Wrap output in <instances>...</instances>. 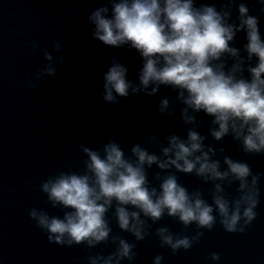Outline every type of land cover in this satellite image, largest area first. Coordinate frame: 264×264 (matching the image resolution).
Returning <instances> with one entry per match:
<instances>
[{
  "label": "clouds",
  "instance_id": "1",
  "mask_svg": "<svg viewBox=\"0 0 264 264\" xmlns=\"http://www.w3.org/2000/svg\"><path fill=\"white\" fill-rule=\"evenodd\" d=\"M96 4L87 14L90 37L134 52L137 67L129 74L118 56L103 57L91 101L119 108L156 98L155 114L183 132L160 128L127 148L103 136L96 147L75 145L78 163L40 181L45 207L30 208L29 220L49 243L82 246L81 264H138L137 245L152 239L171 255L188 252L217 227L245 234L264 182V171L249 163L264 157V0ZM32 51L44 63L23 87L37 92L57 78L64 45L52 41L49 50L33 43ZM80 78L92 79L86 67ZM226 141L246 159L229 155ZM181 175L198 183L189 188ZM165 218L180 230L163 224ZM220 259L214 251L206 256L209 264ZM151 264H164L163 255Z\"/></svg>",
  "mask_w": 264,
  "mask_h": 264
},
{
  "label": "water",
  "instance_id": "2",
  "mask_svg": "<svg viewBox=\"0 0 264 264\" xmlns=\"http://www.w3.org/2000/svg\"><path fill=\"white\" fill-rule=\"evenodd\" d=\"M96 6V0H0V264H81L86 255L82 246L49 243L28 217L30 208L45 207L40 181L55 168L78 163L75 145L96 147L97 137L103 136L127 148L160 128L183 132L174 121L155 114L156 98H139L134 106L125 101L119 108L91 101L90 93L99 91L96 77L105 70L103 57L118 56L129 74L137 67L134 52L106 47L90 37L87 14ZM52 41L64 45L65 64L54 81L37 92L26 90L23 83L44 63L32 44L51 50ZM85 67L90 80L80 78ZM125 112L131 113L130 119ZM225 146L229 155L246 159L230 142ZM249 163L264 171V157ZM180 179L189 188L198 183L192 176ZM261 190L257 218L245 234L217 227L199 245L176 255L152 239L137 245L138 264H151L157 253L164 264H209L206 256L212 251L220 254L218 264H264V182ZM162 223L180 230L167 218Z\"/></svg>",
  "mask_w": 264,
  "mask_h": 264
}]
</instances>
